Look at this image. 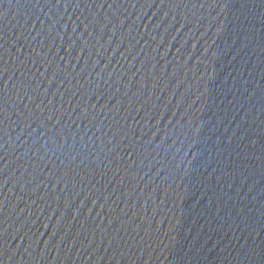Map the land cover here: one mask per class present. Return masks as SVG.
Listing matches in <instances>:
<instances>
[{
    "label": "water",
    "instance_id": "obj_1",
    "mask_svg": "<svg viewBox=\"0 0 264 264\" xmlns=\"http://www.w3.org/2000/svg\"><path fill=\"white\" fill-rule=\"evenodd\" d=\"M0 264H264V0H0Z\"/></svg>",
    "mask_w": 264,
    "mask_h": 264
}]
</instances>
